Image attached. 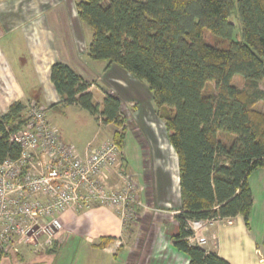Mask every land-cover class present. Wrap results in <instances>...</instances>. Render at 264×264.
Wrapping results in <instances>:
<instances>
[{"label": "trees", "instance_id": "obj_1", "mask_svg": "<svg viewBox=\"0 0 264 264\" xmlns=\"http://www.w3.org/2000/svg\"><path fill=\"white\" fill-rule=\"evenodd\" d=\"M75 8L91 28L88 56L145 83L155 106L172 110L164 120L180 193L172 245L188 264H229L214 250L189 243L188 221L240 215L249 225L248 176L264 168V113L255 110L264 103V0H79ZM234 9L239 40L229 21ZM204 31L226 46L207 42ZM236 75L243 79L240 87L232 82ZM49 79L58 101L47 111L74 105L104 124L122 125L120 99L106 91L99 108L90 83L67 63L54 62ZM209 82L214 92L206 94ZM26 110L27 104L14 101L0 114V163L20 154L10 136L25 122ZM112 139L122 148L123 133Z\"/></svg>", "mask_w": 264, "mask_h": 264}, {"label": "crops", "instance_id": "obj_2", "mask_svg": "<svg viewBox=\"0 0 264 264\" xmlns=\"http://www.w3.org/2000/svg\"><path fill=\"white\" fill-rule=\"evenodd\" d=\"M67 47L70 57L63 62L80 73L77 68L80 62L72 40H68ZM111 67L123 71L115 65ZM9 74V85L19 86L11 72ZM132 86L134 94L138 91L140 95L150 97L145 83L134 80ZM56 101L55 92L50 96L45 92L40 103L48 105ZM150 105L149 101L148 108H152ZM155 123H149V130L141 124L142 133L129 130L121 148L127 169L139 184V200L146 205V209L137 206L134 222L124 224L113 210L97 205L77 212L68 209L61 215L62 230L55 249L35 251L22 247L20 254L1 257L0 264H188L187 255L172 245L171 236L177 231L161 235L158 229L163 223L176 222L146 212L152 210L151 198L167 205L171 203L169 194L173 187L179 189L176 154L166 133L161 130V123L158 120ZM93 138L103 140L97 132ZM171 152L175 155L172 156ZM248 183L253 198L249 225L246 226L242 217L237 215L229 220L209 222L204 232V248L214 250L229 264H264V233L256 227L258 223H264V168L250 173ZM143 186L146 187V196ZM178 197L180 201V193ZM102 241L105 244L101 245Z\"/></svg>", "mask_w": 264, "mask_h": 264}, {"label": "rangeland", "instance_id": "obj_3", "mask_svg": "<svg viewBox=\"0 0 264 264\" xmlns=\"http://www.w3.org/2000/svg\"><path fill=\"white\" fill-rule=\"evenodd\" d=\"M77 1L79 0H0V114L5 113L14 101L29 104L31 101H43L45 92L48 96L54 95L55 90L49 79V68L54 62H63L65 58L70 57L67 46L68 40H72L77 60L80 62V66L77 67L79 74L90 83L89 90L94 102L101 108L104 93L107 91L115 94L121 102L122 125L104 124L100 116H91L74 105L68 108L59 104L51 107L47 114L57 127L62 140L77 149H82L96 132L101 139L113 138L115 133H123L124 143L129 130L135 129L136 132L142 133L141 124L145 130H149L148 127L151 126L149 123L155 125L156 120L161 123L162 132L168 136L164 120L171 116L172 110L166 106L156 107L151 93L150 97L142 96L138 91L134 94L132 83L135 79L131 75L111 67L112 64L107 67L104 60H93L88 56L91 28L78 19L75 8ZM229 21L234 25V37L239 40L241 24L235 9ZM204 38L210 44L226 46L222 39L208 31H204ZM10 72L19 86L9 85ZM232 82L240 87L243 79L236 75ZM213 92L214 83L209 82L204 93ZM149 101L152 108H148ZM255 110L264 113V103L258 102ZM219 137L225 142L230 138L229 135L221 133ZM171 153L172 156L175 155ZM143 190L146 196L145 186ZM178 196L179 189L174 186L173 192L169 194L170 204L165 205L158 199L151 198L152 210L146 212L156 213L159 219L175 221V215L178 214L180 207ZM251 224L255 227V222L252 221ZM256 227L262 234L264 233L263 222L258 223ZM158 229L161 235H169L177 231V225L163 223ZM42 240L38 238L37 245L41 244ZM57 241L52 240L50 247L52 250L58 245ZM8 255L11 254L4 256Z\"/></svg>", "mask_w": 264, "mask_h": 264}, {"label": "built area", "instance_id": "obj_4", "mask_svg": "<svg viewBox=\"0 0 264 264\" xmlns=\"http://www.w3.org/2000/svg\"><path fill=\"white\" fill-rule=\"evenodd\" d=\"M47 113V104H27L25 122L10 136L20 154L0 163V258L19 253L26 244L35 251L50 248L68 209L107 207L124 224L135 221L137 206L146 209L112 138H93L77 149L62 140ZM218 220H189V243L204 247L207 224ZM38 238L43 240L37 245Z\"/></svg>", "mask_w": 264, "mask_h": 264}]
</instances>
